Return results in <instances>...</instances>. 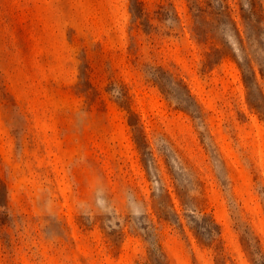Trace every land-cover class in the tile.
Instances as JSON below:
<instances>
[{
    "label": "rangeland",
    "instance_id": "374dc122",
    "mask_svg": "<svg viewBox=\"0 0 264 264\" xmlns=\"http://www.w3.org/2000/svg\"><path fill=\"white\" fill-rule=\"evenodd\" d=\"M0 264H264V0H0Z\"/></svg>",
    "mask_w": 264,
    "mask_h": 264
}]
</instances>
